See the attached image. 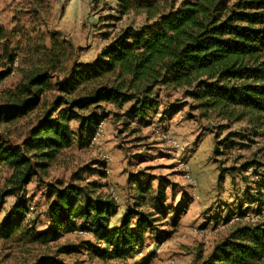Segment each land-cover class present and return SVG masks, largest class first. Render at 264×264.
Returning <instances> with one entry per match:
<instances>
[{
    "label": "rangeland",
    "instance_id": "rangeland-1",
    "mask_svg": "<svg viewBox=\"0 0 264 264\" xmlns=\"http://www.w3.org/2000/svg\"><path fill=\"white\" fill-rule=\"evenodd\" d=\"M136 1L166 11L188 0H132L130 4L136 7ZM118 2L81 0L80 7L74 5L70 16L63 17L59 13L63 3L55 0H0V74L5 73L0 80V103L5 91L21 81V69L29 67L27 55L32 54L27 50L38 48L40 54L34 60L42 58L43 49L54 38L53 32H57L58 41L67 39L72 44L71 59L90 62L126 27L154 22L155 18L147 20L141 7L130 6L127 13H119ZM11 3L20 9L5 11V5ZM155 93L158 106L129 125L121 115L131 104L121 108L106 105L107 116L97 143H92L86 134L80 135L77 123L71 122L75 137L72 143L62 148L46 171L25 187L22 224L7 237L0 234V264H33L41 257H51L55 264H202L234 228L255 222V211L264 213V192L258 194L255 184L264 170V125L258 123L264 119L240 110L231 117L220 116L199 107L198 101L183 94V88L160 87ZM173 106L179 107L175 114L171 113ZM241 113L244 116L240 118ZM35 114L36 111L14 125L0 127V140L19 144ZM171 140H176L179 147H174ZM178 160L187 163L189 176L195 181L193 186L183 176ZM10 173L7 167H1L0 231L18 213L12 210L15 198L3 195ZM148 180L153 189L159 182L164 185L165 214L148 199L146 206L139 208L156 212L159 234L147 233L142 248L132 257L120 261L101 259L93 248H102L103 244L79 229L62 231L57 239L47 242L32 240L35 233L49 226L45 214L48 184L92 185L94 195L113 198L118 213L110 221L114 227L127 208H135L136 187ZM146 196L149 198V193Z\"/></svg>",
    "mask_w": 264,
    "mask_h": 264
},
{
    "label": "trees",
    "instance_id": "trees-1",
    "mask_svg": "<svg viewBox=\"0 0 264 264\" xmlns=\"http://www.w3.org/2000/svg\"><path fill=\"white\" fill-rule=\"evenodd\" d=\"M131 2L119 0L117 11L125 14L131 7H141L147 20L155 18L154 22L126 27L90 62L71 59L72 44L55 39L57 32L39 60H34L38 48L27 50L33 55H27L29 67L21 69V81L5 91L0 103V127L14 125L36 111L19 144L0 140V169L11 171L3 195L15 198L12 210L18 212L16 219L2 225L0 234L7 237L22 224L25 187L72 143L71 122L77 123L80 135L91 139L107 116L106 105L131 104L121 115L129 125L158 106L156 88H183V94L198 101L199 107L220 116L231 117L240 110L264 119V0H188L166 11L151 3L136 1L135 7ZM178 110L173 106L171 113ZM255 184L258 194L264 192V170ZM87 186L48 184L49 226L32 240L47 242L62 231L79 229L103 244L94 246L96 256L120 261L139 252L147 233L159 234L156 212L139 208L148 199L165 214L167 197L160 182L155 189L149 180L138 184L135 208H127L114 227L110 221L117 214L115 200L94 195V186ZM255 212V222L234 228L202 264H264V213ZM33 264L55 261L41 257Z\"/></svg>",
    "mask_w": 264,
    "mask_h": 264
},
{
    "label": "built area",
    "instance_id": "built-area-1",
    "mask_svg": "<svg viewBox=\"0 0 264 264\" xmlns=\"http://www.w3.org/2000/svg\"><path fill=\"white\" fill-rule=\"evenodd\" d=\"M102 131H103V122H100L98 127H97V130L95 131V133H94V135H93V137L91 139L92 143H94V142L97 143L98 142V140L100 139V137L102 135ZM158 131H161V130L158 129ZM159 134L163 135L162 133H159ZM171 144L174 147H176V148L179 147V144H178V142L176 140H171ZM102 158H103L104 162L108 161L107 155L103 154ZM178 163H179V165L181 167V171L183 172V176L185 177L186 181L191 186H193L195 181L189 176V173H188L189 167H188L187 163L186 162H182V160H178Z\"/></svg>",
    "mask_w": 264,
    "mask_h": 264
},
{
    "label": "crops",
    "instance_id": "crops-1",
    "mask_svg": "<svg viewBox=\"0 0 264 264\" xmlns=\"http://www.w3.org/2000/svg\"><path fill=\"white\" fill-rule=\"evenodd\" d=\"M7 1L10 2L12 0H7ZM27 1L33 2V0H27ZM55 1L58 3H63V11L59 12V13H62L63 17L64 16H70V14H71L70 10L74 5L79 6V7L81 6V0H55ZM83 1H85V0H83ZM7 4H9V3H7ZM7 4L5 5V11H8V10L13 11V10H19L20 9L19 5L18 6L15 5L16 7H12L14 5V3H11V6H8ZM117 216H118V213H117ZM118 223H119V221H118Z\"/></svg>",
    "mask_w": 264,
    "mask_h": 264
}]
</instances>
